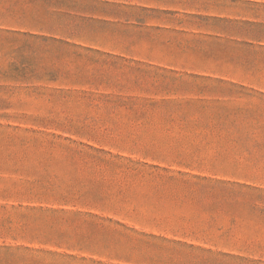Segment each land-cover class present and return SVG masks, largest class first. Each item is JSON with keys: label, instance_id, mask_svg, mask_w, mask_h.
Returning a JSON list of instances; mask_svg holds the SVG:
<instances>
[{"label": "rangeland", "instance_id": "obj_1", "mask_svg": "<svg viewBox=\"0 0 264 264\" xmlns=\"http://www.w3.org/2000/svg\"><path fill=\"white\" fill-rule=\"evenodd\" d=\"M0 264H264V0H0Z\"/></svg>", "mask_w": 264, "mask_h": 264}]
</instances>
